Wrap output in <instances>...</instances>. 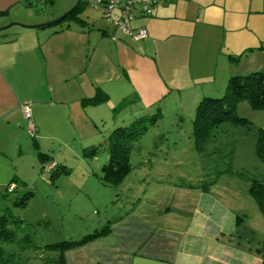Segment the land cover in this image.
Masks as SVG:
<instances>
[{
  "label": "crops",
  "instance_id": "obj_1",
  "mask_svg": "<svg viewBox=\"0 0 264 264\" xmlns=\"http://www.w3.org/2000/svg\"><path fill=\"white\" fill-rule=\"evenodd\" d=\"M75 1L45 0L38 12L24 0H0V27L11 22L40 24ZM84 2L60 30L20 26L0 34V157L19 153L21 143L28 141L31 131L23 104L29 105L34 134L45 118L58 133V122L64 118L94 138L104 117L99 113L103 105L112 113L128 111L113 118L111 127L134 119L141 109L162 110L169 101H177L175 113H181L185 103L191 111L203 96L223 93L230 75L264 68V0H159L150 15L134 12L132 27L147 30L140 40L116 29L95 0L103 20L97 23L95 9ZM117 15L115 11L113 16ZM103 93L104 101H91ZM178 118L184 120L182 115ZM160 185L169 188L164 182ZM7 186L18 191L17 183ZM178 188L203 190L191 185ZM229 202L200 194L186 215L180 206L172 210L141 200L107 218L108 234L58 251L57 261L264 264V250L255 251L241 235H231L235 211Z\"/></svg>",
  "mask_w": 264,
  "mask_h": 264
},
{
  "label": "rangeland",
  "instance_id": "obj_2",
  "mask_svg": "<svg viewBox=\"0 0 264 264\" xmlns=\"http://www.w3.org/2000/svg\"><path fill=\"white\" fill-rule=\"evenodd\" d=\"M87 2L88 8L95 9L96 22L103 23L95 0ZM60 15L41 23L53 21ZM36 24L39 23L25 25ZM19 27L13 25L0 34ZM48 27L45 29L56 28L58 24ZM177 106V101H169L162 110L156 106L146 113L161 115L134 142L130 153L131 170L116 188L102 184L100 179L101 166L108 159L102 133L106 136L113 118L120 119L127 110L112 113L101 106L99 113L104 117L98 121L100 125L95 129L94 138L88 137L84 129L72 127L64 118L58 122L60 128L56 133L53 122L45 118L37 134H28V141L21 143L19 153L9 152L0 157V165L4 166L0 171V182H4L0 186V212L9 208L20 225L18 228L14 224L10 226L15 232L14 240L1 242L4 250L17 254L20 242L29 243L21 250L22 257L26 258L24 264H57L59 248L48 244L76 240L94 229L101 230L107 218L124 210L122 203L130 202L132 206L140 200L159 202L163 208H185L186 215H190L200 194L226 203L230 200L228 204L235 211L236 228L231 235H241L243 243L255 251L264 250V214L249 194L251 181L245 177L264 183V161L255 154V135L264 128V107L253 108L247 100L240 99L235 111L249 121V128L224 123L221 129L225 132L219 131L215 141L217 150L206 157L193 148L191 120L195 108L188 111L185 103L181 113H175ZM180 115L184 116L183 121H179ZM38 153L46 155L43 170L39 169ZM47 160L63 167L49 168ZM14 166L17 170H13ZM228 167L230 172L225 171ZM51 173L58 175L51 177ZM8 182L17 183L18 191L6 193ZM162 182L169 188L160 185ZM180 185L209 189H179ZM26 192L29 193L23 199L25 204L14 205L17 199L22 201Z\"/></svg>",
  "mask_w": 264,
  "mask_h": 264
},
{
  "label": "trees",
  "instance_id": "obj_3",
  "mask_svg": "<svg viewBox=\"0 0 264 264\" xmlns=\"http://www.w3.org/2000/svg\"><path fill=\"white\" fill-rule=\"evenodd\" d=\"M84 3L85 2L81 0L79 6L66 16L64 19L65 21L63 20L65 23H62L63 21L59 22L57 28L60 30L61 28L67 27V20L77 14ZM105 99L106 95L103 93V97L98 98L94 96L91 98V101L97 103ZM240 99L247 100L253 108L264 107V68L248 74L230 75L225 84L222 96H203L199 99L191 120V138L193 148L196 152L206 157L212 156L211 154L217 150L215 141L224 123H229L230 126L234 127L242 126L247 127V129L249 128V121L244 117L238 116L235 111L236 103ZM147 112L149 111L141 109L139 115L134 119H130L122 125H115L110 128L106 136L104 135V144L108 159L107 162L101 166L100 179L102 184L116 188L129 174L131 170L130 153L134 147V142L138 140L139 136L148 126L154 125L160 117V113L158 112L152 115L146 114ZM211 145L213 146L212 148ZM255 154L259 160L264 161V128L259 129L255 135ZM45 160L46 155L38 153L40 170H43ZM47 161H49V168L54 166L63 167V165L59 166L57 163L53 164L52 160ZM225 171L230 172L229 167ZM158 174L162 175L161 172ZM57 175L58 173H51V177ZM245 177L251 181L248 189L249 194L256 202L261 213L264 214V183L255 178ZM203 189L207 190V187L203 186ZM12 190L13 188L8 190V186L5 188L6 193L12 192ZM28 193L29 192L24 193L23 198H21L22 201H18L17 199L13 204L24 205L25 200L23 199L27 198ZM135 204L133 203L132 206H130L131 204L128 202L127 204L122 203V206L124 210H129ZM109 221H111V219H106V223L102 226L101 230L94 229L89 233L83 234L78 240H63L54 244H48L47 246L57 247L59 248L58 251H62L74 245L83 244L93 238L108 234L110 231ZM18 223L19 221L11 214L9 208L3 209L0 212V264H24L26 260V258L22 257L21 250L26 248L29 243L22 244L20 242L18 245L20 252L17 254L13 251L4 250L1 244V242L8 243L14 240L15 232L10 226L14 224V227L18 228L20 227ZM23 238L24 237H22V239ZM22 239H20V241ZM57 263L60 264L59 260Z\"/></svg>",
  "mask_w": 264,
  "mask_h": 264
},
{
  "label": "built area",
  "instance_id": "obj_4",
  "mask_svg": "<svg viewBox=\"0 0 264 264\" xmlns=\"http://www.w3.org/2000/svg\"><path fill=\"white\" fill-rule=\"evenodd\" d=\"M159 0H97L101 6L102 15L112 21L115 28L124 34L130 35L135 40L143 39L147 36L145 27L140 26L133 28L131 21L134 17V12L137 11L142 15H150L153 7ZM117 11L118 15L113 16ZM22 111L29 118V128L32 133L33 128L30 120V110L28 104L22 105ZM11 188V187H10Z\"/></svg>",
  "mask_w": 264,
  "mask_h": 264
},
{
  "label": "water",
  "instance_id": "obj_5",
  "mask_svg": "<svg viewBox=\"0 0 264 264\" xmlns=\"http://www.w3.org/2000/svg\"><path fill=\"white\" fill-rule=\"evenodd\" d=\"M24 1L27 5L31 6L32 9H34L35 11H38V12L43 11L45 0H24ZM80 2H81V0H76L70 9L65 11L62 15H60L58 18L54 19L53 21L46 22V23H40V24H36V25H25V24H21L19 22H11V23H8V24L0 27V31L5 30V29H7L13 25L26 27V28H40V27H45V26H49L51 24L58 23V22L62 21L70 12L75 10L79 6Z\"/></svg>",
  "mask_w": 264,
  "mask_h": 264
}]
</instances>
